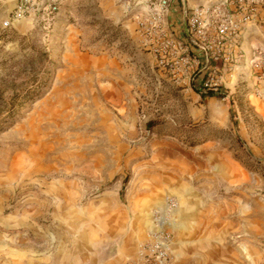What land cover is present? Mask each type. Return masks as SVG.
Wrapping results in <instances>:
<instances>
[{
  "label": "rangeland",
  "instance_id": "1",
  "mask_svg": "<svg viewBox=\"0 0 264 264\" xmlns=\"http://www.w3.org/2000/svg\"><path fill=\"white\" fill-rule=\"evenodd\" d=\"M124 4L74 0L6 29L0 4V264H56L90 230L153 222L169 199L172 232L187 208L224 207L219 243L264 264V113L236 74H224L229 106L157 67Z\"/></svg>",
  "mask_w": 264,
  "mask_h": 264
},
{
  "label": "built area",
  "instance_id": "2",
  "mask_svg": "<svg viewBox=\"0 0 264 264\" xmlns=\"http://www.w3.org/2000/svg\"><path fill=\"white\" fill-rule=\"evenodd\" d=\"M182 5L181 28L168 21L172 0H155L146 15H133L143 48L157 67L174 78L188 76L200 93H226L224 74L238 76L249 96L264 98V51L252 49L247 55V39L264 27V0H215L190 7ZM74 0H16L3 22L12 27L26 19L43 21L56 17ZM141 5H135V7ZM134 5H130L133 11ZM178 208L169 199L167 209L153 214V228L138 250L137 258L125 264H171L174 243L171 215Z\"/></svg>",
  "mask_w": 264,
  "mask_h": 264
},
{
  "label": "crops",
  "instance_id": "3",
  "mask_svg": "<svg viewBox=\"0 0 264 264\" xmlns=\"http://www.w3.org/2000/svg\"><path fill=\"white\" fill-rule=\"evenodd\" d=\"M120 1H124V5H134V7L135 5H141L135 8L133 7V12L135 15L137 13L139 15H146L149 11L148 6L152 5L155 0ZM212 1L215 0H187V3L192 8L198 5L208 4ZM1 3L7 8L6 12L9 14L16 5V0H0ZM181 17V1L172 0L168 21L173 27L180 29ZM257 42L255 36L252 39H247V55H250L252 49L264 51V46ZM246 100L258 116L260 114V108L261 114L264 113V98L252 95L247 97ZM221 118L224 121L229 119L228 108L221 107ZM221 204L219 202L218 205L222 206ZM190 209L187 208L185 211L178 213V226L176 228L178 230L174 229V231L180 233L179 228L185 229L188 233L192 231L196 239H190V236L187 235L186 240L183 239L185 236L178 240L174 236L175 233L173 231L174 243L171 264H201L199 258L203 256V253H205V256L209 253V259L211 257L216 259L214 262L219 260L220 264H241L243 261L240 263L233 258L235 252L233 248L220 244L221 238L219 237L228 235L232 230L230 227L231 223L225 219V214L218 211L223 212L225 210L224 207H215L216 210L214 211L213 209L209 214L210 216L207 213H195ZM152 228L153 222L144 218L134 221L127 227L106 228L104 226L100 229L90 230L84 234L80 247H76L70 253L60 254L57 257L56 264H125L128 260L137 258L139 247L146 241L148 233ZM257 233L255 232V234ZM199 237L202 238L198 240ZM187 245L192 247L191 251ZM192 255L195 257H192ZM223 258L225 259L223 260Z\"/></svg>",
  "mask_w": 264,
  "mask_h": 264
},
{
  "label": "trees",
  "instance_id": "4",
  "mask_svg": "<svg viewBox=\"0 0 264 264\" xmlns=\"http://www.w3.org/2000/svg\"><path fill=\"white\" fill-rule=\"evenodd\" d=\"M198 93L203 97L218 98V99L225 100L226 102H228L229 106L231 105V102L228 99V95L225 92L210 90L206 93H200L199 91ZM232 120H233V123L237 125V118L234 114H232Z\"/></svg>",
  "mask_w": 264,
  "mask_h": 264
}]
</instances>
